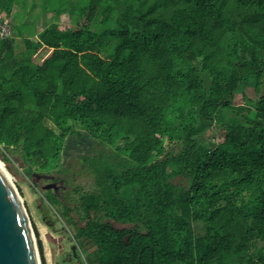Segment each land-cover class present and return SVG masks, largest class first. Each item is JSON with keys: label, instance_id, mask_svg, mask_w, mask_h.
<instances>
[{"label": "trees", "instance_id": "trees-1", "mask_svg": "<svg viewBox=\"0 0 264 264\" xmlns=\"http://www.w3.org/2000/svg\"><path fill=\"white\" fill-rule=\"evenodd\" d=\"M86 1L71 26L0 40L4 159L68 178L67 138L94 140L92 189H48L89 264H264V40L240 18L264 0Z\"/></svg>", "mask_w": 264, "mask_h": 264}, {"label": "rangeland", "instance_id": "rangeland-1", "mask_svg": "<svg viewBox=\"0 0 264 264\" xmlns=\"http://www.w3.org/2000/svg\"><path fill=\"white\" fill-rule=\"evenodd\" d=\"M3 1L9 13L3 9L0 11L5 17L6 23L15 28V30L12 29L14 44H18L22 36L33 40L36 33L51 22H58L61 28L71 26L72 20L77 17L78 9L87 3L86 0ZM58 6L60 11L56 13L55 10ZM240 18L251 20L253 29L261 32L259 34L260 39L264 40V9L255 7L242 9ZM50 52V49L40 48L33 55V62L40 63ZM260 59L264 60V44ZM237 97L240 98V95ZM94 149L95 142L87 134L67 138L63 149L62 167L64 169L69 167L70 174H73L64 178L66 182L65 192H68L70 196L77 197V194L72 190L76 186H79L82 191L92 189V179L86 170L80 169L79 158L82 155H90ZM0 152L2 151L0 150ZM7 158L8 160H5L3 154L0 153L1 167L10 178L22 200L32 229L34 226L40 232L41 230L47 232L42 244L46 264H84L82 255L80 256L79 253L80 262L74 259H65L63 253L68 252L69 246L74 242L75 230L73 226L61 219V208L50 200L48 189L43 188L45 180L34 183L32 176L27 175L24 165L16 157L7 156Z\"/></svg>", "mask_w": 264, "mask_h": 264}, {"label": "water", "instance_id": "water-1", "mask_svg": "<svg viewBox=\"0 0 264 264\" xmlns=\"http://www.w3.org/2000/svg\"><path fill=\"white\" fill-rule=\"evenodd\" d=\"M51 174L33 173V182L53 180ZM174 185L181 183V176H176ZM46 184L44 189H50ZM114 230H124L127 224L109 221ZM34 232L31 227L23 202L16 188L0 169V264H40Z\"/></svg>", "mask_w": 264, "mask_h": 264}, {"label": "flooded vegetation", "instance_id": "flooded-vegetation-1", "mask_svg": "<svg viewBox=\"0 0 264 264\" xmlns=\"http://www.w3.org/2000/svg\"><path fill=\"white\" fill-rule=\"evenodd\" d=\"M53 175V174H51ZM55 178L53 180H45L44 185L46 184H52L50 190L55 192L58 196H60L63 192H65L66 189V185H65V180H64V176H58V175H53ZM132 226L128 225V228L126 230H131ZM130 234H124L123 235V241L126 243L127 239L129 238ZM95 252V247L91 246L87 243H82L79 244L77 242H72L71 245L69 246V251L68 252H64L63 254L65 255V259L67 260H77V261H81L79 258V254L80 256L82 255V259L84 261V264H89L87 263L86 259H85V254H88L90 256L91 259H93L94 257H91L94 255ZM62 253V252H61ZM79 253V254H78ZM94 263H98V262H94Z\"/></svg>", "mask_w": 264, "mask_h": 264}, {"label": "built area", "instance_id": "built-area-1", "mask_svg": "<svg viewBox=\"0 0 264 264\" xmlns=\"http://www.w3.org/2000/svg\"><path fill=\"white\" fill-rule=\"evenodd\" d=\"M5 17L0 11V40L10 38L12 36V28L5 22Z\"/></svg>", "mask_w": 264, "mask_h": 264}, {"label": "crops", "instance_id": "crops-1", "mask_svg": "<svg viewBox=\"0 0 264 264\" xmlns=\"http://www.w3.org/2000/svg\"><path fill=\"white\" fill-rule=\"evenodd\" d=\"M46 234H47L46 230H41V232H40V230L38 231L39 239H40V241H41L42 244L44 242V237L46 236Z\"/></svg>", "mask_w": 264, "mask_h": 264}, {"label": "bare ground", "instance_id": "bare-ground-1", "mask_svg": "<svg viewBox=\"0 0 264 264\" xmlns=\"http://www.w3.org/2000/svg\"><path fill=\"white\" fill-rule=\"evenodd\" d=\"M0 169H1V171H3L2 167H1V163H0ZM3 173L8 177V175L4 171H3Z\"/></svg>", "mask_w": 264, "mask_h": 264}]
</instances>
